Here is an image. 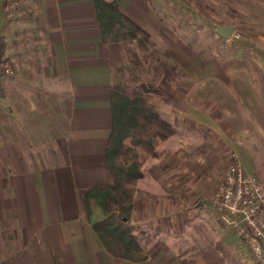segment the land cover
Masks as SVG:
<instances>
[{"label":"crops","instance_id":"0c3cea01","mask_svg":"<svg viewBox=\"0 0 264 264\" xmlns=\"http://www.w3.org/2000/svg\"><path fill=\"white\" fill-rule=\"evenodd\" d=\"M117 3L149 33L172 71L178 65L183 81L164 77L156 84L168 97L160 114L175 132L136 183L137 198L147 200L133 220L137 236L148 237V258L111 255L84 201L88 189L113 182L105 166L110 86L147 64L148 54L133 41L102 42L93 0H0L1 63L12 69L0 73V264H246L227 256V243L224 253L220 241H179L173 224L159 222L191 212L190 204L202 214L196 219L215 213L221 220L210 171L231 151L264 184V0ZM211 3L244 18L236 35L233 23L214 26L226 50L208 47L199 32L181 35L186 8L204 28L203 5ZM225 25L234 28L230 37L217 31ZM234 37L245 49L231 45ZM191 151L208 155L196 158L206 162L198 179ZM219 234L215 229L216 240Z\"/></svg>","mask_w":264,"mask_h":264},{"label":"trees","instance_id":"16d2710c","mask_svg":"<svg viewBox=\"0 0 264 264\" xmlns=\"http://www.w3.org/2000/svg\"><path fill=\"white\" fill-rule=\"evenodd\" d=\"M93 4L102 42L133 41L154 58L157 66L167 65L165 55L149 33L120 10L117 0H93ZM160 90L152 81H142L132 88L121 82L111 84V128L105 144V166L113 182L90 188L84 196L88 219L105 249L130 261L148 258V240L138 237L130 222L134 205L140 201L136 196L137 180L157 146L175 132L158 110L163 98Z\"/></svg>","mask_w":264,"mask_h":264},{"label":"rangeland","instance_id":"374dc122","mask_svg":"<svg viewBox=\"0 0 264 264\" xmlns=\"http://www.w3.org/2000/svg\"><path fill=\"white\" fill-rule=\"evenodd\" d=\"M194 5L195 6H193V7H196L197 4L194 3ZM203 7H204L205 13L207 15L206 27L203 28L201 25L199 26V22H198L197 17H196L197 14L195 11H191V10H193L192 8H190V10L186 8V12H184L185 28L186 29L182 32L178 31V30H175V31L178 34H180V32H181V35L186 36L185 38H187V37L189 38L193 34H197V37H198V32H199L201 38H204L207 41L208 47L217 48L218 50L219 49L226 50L227 46L224 45L226 43L224 42V44H221V42H220L221 40L219 39V35L214 32V26H216L220 22H223L224 24L233 23V24H235V30H236L235 35H236L239 31L244 29V24H243L244 18L242 17V15H237V17H236L235 14L233 15V17H230L229 12L223 11V8H227V6H224V5L223 6L222 5H214L211 3L210 5H207V7L205 5H203ZM174 18L177 19L176 17H174ZM239 40H240L239 38L234 37L232 39L233 42H231V45L233 47L238 46V47H242L243 49H245L246 44L240 43ZM222 41H224V40H222ZM197 46L198 45H194L193 47L197 48ZM148 57H149V55H148ZM156 64H157V62L154 60V58L148 59L147 64H143L141 67L133 69V71L130 70L129 74H127L128 76H126V78L121 83L124 84V86L127 88H132L133 86L139 84L142 81H152L153 83L157 84L158 80L159 81L163 80L164 77L167 79L168 82L169 81L171 82V80H173L172 77H174V76H177V80H174L175 82H177L178 84L183 82V81H181V77L178 76L180 73L177 74V71L179 68L178 65H176L174 70L172 71V69L170 68V65H168V64L163 65V67L161 65L157 66ZM5 67L6 66L0 62L1 72L4 71ZM10 71L12 72V69ZM179 72H181L180 69H179ZM169 74H172V75L170 76ZM117 82H119V81H117ZM160 83H165V82L160 81ZM157 85L159 86V84H157ZM160 91H161V95L163 98L159 104V109H160L161 105L163 104V102L168 100L166 93L162 89ZM159 112H160V110H159ZM155 154H156V152H155ZM189 154L190 155H188V157H190V168L196 170L195 171L196 173L194 175H196L195 178L198 179L199 177H201L202 174H204V173H202V170L200 172V169L203 167H206V162L205 161L203 162L201 160L196 161V158L198 157V158L202 159L203 157H208V155L204 156V155H201V153H198L196 151H194V153L191 151ZM154 155L150 156L146 160V162L143 164V166H146L148 163H150V161L152 160L151 158H153ZM229 162H230L229 154H227L225 160H222L221 165H219V169L216 171V173H214L213 170L210 171V173L215 176V179H214V177L211 176L210 180L212 182L216 181L215 188L212 191V199H213V194H214L216 188L218 187V185L220 184ZM204 171H205V169H204ZM174 176H176V175H174ZM144 200H145V202H144ZM146 200H147V197L143 196V194H142V199H140V201L136 202V204L134 205V208L132 210V213L130 215V222L135 226L134 227L135 230H136V228H138L139 225H138V223L134 222L133 215H135V213H137V215H138L139 211L144 209V207L146 205ZM175 200L177 202V199H174L173 206L177 207L178 204L177 205L175 204ZM169 206H171V205H169ZM193 208H194L193 204H190L191 212L187 211V213H185V215L181 212V216L179 214L176 215L177 211H175L174 217H172V219H168V217L165 216L167 221L166 222H164V221L159 222V223H162V225H160L158 223L159 227H161V228H163L164 226L169 227L170 224H173V228H174L173 234H174V236H178L179 241L185 240V239H187L189 241H190V239L197 241L200 238L203 241L206 240V242L209 239L212 241H220L221 243H217V246L224 253L227 252L226 251V245L222 244V242H224L225 244L227 243V249H230V252L226 253V254L229 258L234 256L238 259L239 262L246 263V264H255L253 257L251 256L250 250L246 246V243L244 242L243 238L241 236H240L241 237L240 238L239 235L233 229H231V227L228 224L222 223L223 220L221 219L222 220L221 221L216 216L215 213L211 216V218L210 217H207V218L213 219L214 216H216V221L215 220L211 221L210 219L207 221L196 219L197 216H201L202 214L199 210H194ZM171 215L172 214H170L168 216H171ZM201 218H204V217H201ZM179 221H180V223H179ZM215 229L220 232V234H219L220 236H218L219 238L217 240L215 239ZM135 234H136V232H135ZM141 238H143L144 240H148V237H146V236H142ZM148 244L149 243L147 242V244H146L147 247H148ZM195 246H196V244H195Z\"/></svg>","mask_w":264,"mask_h":264},{"label":"built area","instance_id":"2783aa9c","mask_svg":"<svg viewBox=\"0 0 264 264\" xmlns=\"http://www.w3.org/2000/svg\"><path fill=\"white\" fill-rule=\"evenodd\" d=\"M229 159L213 201L223 211V222L243 238L255 264H264V184L243 170L236 152H229Z\"/></svg>","mask_w":264,"mask_h":264},{"label":"water","instance_id":"95a60500","mask_svg":"<svg viewBox=\"0 0 264 264\" xmlns=\"http://www.w3.org/2000/svg\"><path fill=\"white\" fill-rule=\"evenodd\" d=\"M233 26L232 25H225V26H219L217 28L218 33L223 37H230L233 32Z\"/></svg>","mask_w":264,"mask_h":264}]
</instances>
